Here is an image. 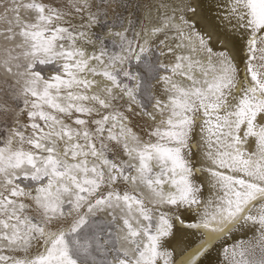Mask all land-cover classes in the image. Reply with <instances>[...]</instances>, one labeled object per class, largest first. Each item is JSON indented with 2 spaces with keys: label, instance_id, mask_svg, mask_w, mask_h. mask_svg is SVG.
<instances>
[{
  "label": "snow or ice",
  "instance_id": "6c2138e0",
  "mask_svg": "<svg viewBox=\"0 0 264 264\" xmlns=\"http://www.w3.org/2000/svg\"><path fill=\"white\" fill-rule=\"evenodd\" d=\"M220 7L225 39L191 0H0V264H264L223 243L264 253V0Z\"/></svg>",
  "mask_w": 264,
  "mask_h": 264
},
{
  "label": "bare ground",
  "instance_id": "6f19581e",
  "mask_svg": "<svg viewBox=\"0 0 264 264\" xmlns=\"http://www.w3.org/2000/svg\"><path fill=\"white\" fill-rule=\"evenodd\" d=\"M46 2L60 3L61 0H46ZM224 2H225V0H191V3L197 7V16L194 17L193 19H195L196 24H197V28L199 29V31L202 34L211 35V36L219 38V39H225L226 38L225 22L221 18L223 15L224 9L222 7H220V5L223 4ZM139 15L140 14L137 13L136 15L133 16V26L126 33V35L128 36L129 39L133 38L134 32L140 31L141 24L139 23V21L136 18ZM156 15L157 14L154 12L152 23H156V18H155ZM91 31L99 34L100 29L97 26L96 28L92 29ZM93 39H95V36H93ZM114 39L116 40L115 45H117V47H118L116 52H119L120 49H119L118 38L108 39V41H106V43L109 41L113 43ZM161 39H162V37H161ZM172 43L174 44V43H176V41H172ZM149 44L153 46L152 50L156 51V48H155L156 41L150 39ZM212 46L216 50H219L220 47H227L229 49V51L232 52L233 55L236 54V51L239 48V45H232V44L220 46V45L213 43ZM86 47H88L91 50V45H86ZM108 51H109V54H111L113 52V51L109 50V47H108ZM165 62H167L169 64L172 63L171 60H168ZM240 66L242 67V65H240ZM0 79H7L11 82L10 77H8L6 74H4L2 70H0ZM175 79L179 81V80H181V77L177 76V77H175ZM161 98L165 99V97H163V96ZM21 107H23L22 101H21ZM148 111L153 112V113L155 112V110L151 107L148 108ZM20 119H21V123H24L27 120L25 115H22ZM146 120H147V118H140V117H134L132 120L133 131H135L136 133H138L139 135L144 137V139L148 138L146 135V130L148 129L149 125H151V123H152V121H148V123L146 124L145 123ZM4 127H5L4 125L0 124V130H2V128H4ZM196 140L197 141L199 140L198 128H197ZM0 146H2V144H0ZM194 151H197V150L194 149ZM196 158L199 160V152H197ZM125 159H127V158L125 157ZM206 175L207 174H205V176ZM200 179L204 180V176H201ZM129 187L131 190H133L135 192L142 193L144 195L145 199H151L152 198L151 194L147 191V189H144L139 185H130ZM29 214L34 215V213H31V212H29ZM120 215H121V213H119V211H117V220L115 222V225L113 226V229H114L113 232L117 236H123L124 235V232L119 230L120 228H122V221L119 218ZM69 219H71V217H69ZM89 219L103 220L104 223L108 224L109 221L111 220V217L106 215V214H98L96 217H89ZM191 219L195 220L196 217L193 216V217H191ZM181 239H183L184 242L187 244H193L196 240V237L189 234L187 231H179L178 230L177 231V240H181ZM258 241H259V234L255 229L243 228L241 230L234 231L231 234V236L228 237L223 243L225 245H227L229 247V249H231L232 245H235L237 243L242 242L241 247L243 249L248 250V253H250L248 255V259L259 261L261 259V257L264 256V253H262L261 248L257 246ZM121 246L122 247H129L128 245L124 244L123 241H121ZM170 246L176 247V242H173V244ZM18 254L22 255V253H18ZM236 259H239V257H237ZM206 264H230V260H225V258H224L222 248H221V244H216L214 246V250L211 252L210 256L208 257Z\"/></svg>",
  "mask_w": 264,
  "mask_h": 264
},
{
  "label": "rangeland",
  "instance_id": "374dc122",
  "mask_svg": "<svg viewBox=\"0 0 264 264\" xmlns=\"http://www.w3.org/2000/svg\"><path fill=\"white\" fill-rule=\"evenodd\" d=\"M108 41V40H107ZM107 45H108V47H109V50H111V51H116L117 50V45H115L114 43H112V42H107ZM3 129L4 128H2V130H0V133H3ZM95 220H98V221H103V220H99V219H95ZM104 224H106L107 225V223H104ZM114 229L112 228V231H113Z\"/></svg>",
  "mask_w": 264,
  "mask_h": 264
}]
</instances>
